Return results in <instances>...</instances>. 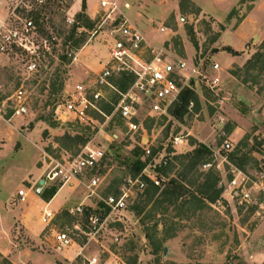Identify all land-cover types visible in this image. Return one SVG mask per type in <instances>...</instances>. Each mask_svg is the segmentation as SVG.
I'll use <instances>...</instances> for the list:
<instances>
[{
  "label": "rangeland",
  "instance_id": "1",
  "mask_svg": "<svg viewBox=\"0 0 264 264\" xmlns=\"http://www.w3.org/2000/svg\"><path fill=\"white\" fill-rule=\"evenodd\" d=\"M82 1L67 0L68 15L62 8L51 11L43 32L53 40V50L37 73L26 75L19 58L0 55V242L12 250L7 257L0 254V264H4L3 259L10 264H87L91 258H96L97 264H264V213L227 204L222 192L219 201L210 204L197 192L211 172L217 178L215 189L222 190L234 166L232 159L245 158L244 172L253 173L264 155V71H243L256 52L264 56V34H255L243 51L226 45L236 41L241 21L264 0H122L130 23L139 30L142 22L152 34L155 40H148L151 45H163L171 59L204 64L207 72L212 63L219 64L221 81L213 90L196 82L199 107L188 109L182 120L170 115H140L141 135L155 146V153L159 151L156 162L166 161L161 163V171L157 165L141 174L157 178L161 189L148 201L146 192L152 191L151 185L137 176L145 190L140 193L132 187L133 199L127 209L117 215L106 213L96 230L84 215L72 217L67 211L82 206L99 219L105 211L102 201L118 198L126 181L134 179L132 164L137 156L133 150L139 140L128 135L123 122L113 114L119 94L111 88L102 89L103 99L87 111L92 122L54 118L65 93L93 80L92 72L76 62L79 50L68 40L72 26L66 18L74 16L76 21ZM84 1L85 14L93 18L96 1ZM0 2L6 11L11 0ZM127 4L133 18L126 15ZM160 28L165 32L160 33ZM84 39L81 49L103 42L102 35L85 33ZM227 48L237 55L227 53ZM101 53L98 57L105 62L107 48ZM228 56L239 59L230 63ZM235 72L238 79L231 75ZM117 81L111 83L119 91ZM20 88L25 92L26 113L7 116L4 110L12 105L9 98ZM175 137L187 141V146L184 142L174 149ZM226 140L232 145L228 152L221 149ZM199 144L209 148L211 155L188 173L179 156L191 153ZM87 145L104 153L103 164L93 174L99 179L98 188L91 190L94 193L86 187L88 178L62 188L53 185L57 194L50 206L28 191L51 167L74 160ZM140 159L143 161V156ZM205 164L212 167L204 169ZM180 176L192 185L176 204L161 203L157 196L162 184L178 181ZM19 191H28L24 201L18 197ZM45 209L55 215L49 224L43 220ZM67 228L73 249H83L71 263L63 258L69 249H60L56 240L57 233Z\"/></svg>",
  "mask_w": 264,
  "mask_h": 264
},
{
  "label": "built area",
  "instance_id": "2",
  "mask_svg": "<svg viewBox=\"0 0 264 264\" xmlns=\"http://www.w3.org/2000/svg\"><path fill=\"white\" fill-rule=\"evenodd\" d=\"M95 1L94 16L93 18L88 16L94 23L95 29L89 33L83 28H78L77 32L88 33L91 37L102 35V44L107 48L108 58L105 62H99L101 68L90 83L76 85L72 92L65 93L64 100L54 110V118L62 122L70 119L92 122L87 111L94 109V103L103 99L102 89L111 88L119 94V99L113 106V114L123 122L128 135L138 137L139 141L135 142L136 147L142 150L143 161L148 160L145 168H156L157 165L160 167L161 163L165 165L166 161L156 162L157 157L160 156L159 151L155 153L153 151L155 146L147 137L141 135L143 129L139 122L140 115L144 114L150 118L169 116L170 110L184 90L195 92L196 82H201L208 89H215L221 81L217 74L220 66L212 63L210 72H207L204 64L184 59H171L163 45L154 47L130 23L124 15L123 8L126 5L122 4V0ZM66 4L67 0H11L5 11L0 2V55L7 57L13 55L19 58L26 75L37 73L44 57L53 50V40L44 34L43 26L48 22V16L54 8H62L63 12L66 11ZM68 12L67 10L65 15H68ZM66 22L72 27L77 24L74 16L67 17ZM158 31L164 33L165 29L160 28ZM123 76L130 77L131 82L124 92H120L113 88L111 81ZM24 95L25 92L20 88L9 98V101H12V105L7 108L12 110L10 116L26 113ZM192 107L193 103H190L188 109ZM111 138L116 140L117 136L113 135ZM184 142L187 146V141L175 137L172 147L175 149L183 146ZM231 147L230 142L226 140L221 149L228 152ZM103 161L104 153L101 149L90 148L87 145L74 160L51 167L28 191L36 197H41L45 190L51 187L58 185L62 188L72 182L82 183L85 178H88L87 189L95 190L99 186V179L93 174ZM211 167V164L203 166L204 169ZM228 175L229 179L222 187L223 202L234 204L239 208L253 209L258 215L264 213V155L258 159L253 173L232 166ZM147 179L156 187L160 186L157 178L147 177ZM126 183L127 186L121 190L118 198L107 197L102 201L109 216L120 214L127 209L128 202L133 199L130 196L132 187L135 186L140 193L145 190L144 182L138 178L128 179ZM27 192L17 193L21 201L25 200ZM67 213L72 217L82 216L84 210L79 206L68 210ZM54 217L51 209L44 210L43 220L46 224H49ZM104 219L100 220L94 215H89L86 217V222L96 230ZM69 232L67 228L57 233L56 240L60 249H68L74 244ZM87 264H97V259H87Z\"/></svg>",
  "mask_w": 264,
  "mask_h": 264
},
{
  "label": "trees",
  "instance_id": "3",
  "mask_svg": "<svg viewBox=\"0 0 264 264\" xmlns=\"http://www.w3.org/2000/svg\"><path fill=\"white\" fill-rule=\"evenodd\" d=\"M86 10V4L85 1H82L81 5V13L77 15L76 18V25H74L71 28L70 35L68 37V40L72 41V46L76 50H80L81 47L85 44V33L79 34L78 38L76 36L78 35L77 29L78 28H83L86 31H90L94 27V23L87 17L85 14ZM225 51L229 54H232L234 56L237 55L236 52L232 51L231 49L227 48ZM45 57H48L46 55ZM44 57V58H45ZM63 59H65L63 57ZM253 70H258V72H263L264 71V56L260 52H256L243 66V71L248 73L249 71ZM241 71V70H240ZM231 75L238 79V74L231 73ZM131 82V78L127 76H123L118 79L117 85L119 87L120 92H124L127 89V86ZM190 103H193V108L194 111L197 110L199 107V101L197 98V95L194 91L186 89L184 90L178 101L175 103V105L172 107L170 110V116L175 118L176 120H182L183 117L189 112L188 111V106ZM134 153L137 156V159L133 162L132 164V170H133V177L136 178L139 176L142 172V170L146 167L148 160L142 161L140 158L143 156V152L140 148L135 147L134 148ZM211 155V152L209 148H207L204 145H196L193 151L189 154L186 155H181L179 156V160L181 161V164L184 166L186 172L191 173L196 170L198 165H202L204 160L209 158ZM183 161V162H182ZM232 163L235 167H237L240 170H244V165L246 163V159H232ZM162 166L158 168V171H161ZM207 180L200 186L197 190V192L200 193L201 199H204L205 201L209 202L210 204H214L217 201H219L220 195H221V188L220 189H215L216 188V183H217V178L213 175V173H208L207 175ZM144 178V180L147 183H150L152 191L150 190L146 192V195L148 196V201L151 200L157 191L161 189V187H155L153 183L150 182L146 177L141 176ZM180 180H170L166 185L162 184L164 188L161 190L159 195L157 197L161 198V203H166L169 206L174 205L177 203V201L184 195V192H186V187L191 186V182L187 180L185 176H180ZM213 180V181H212ZM150 192V193H149ZM57 193V188L56 187H51L50 189L45 190V192L42 194V199L46 202H49ZM101 206L103 204L101 203ZM107 213V209L105 208L104 213L99 217L100 220L104 218V216ZM91 215L89 210L84 211V216L85 218ZM4 264H10L6 259H3Z\"/></svg>",
  "mask_w": 264,
  "mask_h": 264
},
{
  "label": "crops",
  "instance_id": "4",
  "mask_svg": "<svg viewBox=\"0 0 264 264\" xmlns=\"http://www.w3.org/2000/svg\"><path fill=\"white\" fill-rule=\"evenodd\" d=\"M126 1L131 3L132 0ZM127 6L128 10H126V15L130 18H133L134 13L130 11V5L127 4ZM139 31L142 32L147 41L149 40L150 42H154L155 39L153 38L152 34L147 31V27L142 22L141 24H139ZM255 34H264V1H262L256 8H253L245 17V19L241 21L240 26L236 29V41L234 43H227L226 45L235 51H243V47L245 46V44L248 43L249 40L254 39ZM91 48L96 50L95 53L94 51L92 52L90 50ZM103 49H105L103 44H95L94 46L87 44L76 54V62L79 63L82 67L89 69L94 76L97 72H99L101 68L99 64L101 60L98 56L102 54L101 52L103 51ZM237 59L239 58L228 56L227 61L231 63ZM53 198L48 203L44 204H48L50 206ZM68 249V251L64 252L66 254L63 256V258L70 263L78 259V257L82 255L83 249L79 246L78 250L73 249V246L69 247ZM10 253H12V250L8 247V245L4 244V242H0V254L7 257L10 255Z\"/></svg>",
  "mask_w": 264,
  "mask_h": 264
},
{
  "label": "water",
  "instance_id": "5",
  "mask_svg": "<svg viewBox=\"0 0 264 264\" xmlns=\"http://www.w3.org/2000/svg\"><path fill=\"white\" fill-rule=\"evenodd\" d=\"M5 114L7 115V116H10L11 114H12V110H10V109H6L5 110ZM166 251V250H165Z\"/></svg>",
  "mask_w": 264,
  "mask_h": 264
}]
</instances>
